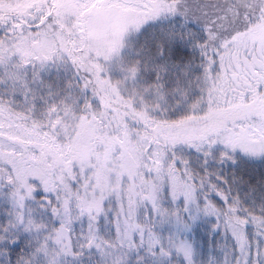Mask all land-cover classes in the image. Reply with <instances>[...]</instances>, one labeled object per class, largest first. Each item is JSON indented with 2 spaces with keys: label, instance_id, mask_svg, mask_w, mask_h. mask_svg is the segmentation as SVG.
<instances>
[{
  "label": "snow or ice",
  "instance_id": "6c2138e0",
  "mask_svg": "<svg viewBox=\"0 0 264 264\" xmlns=\"http://www.w3.org/2000/svg\"><path fill=\"white\" fill-rule=\"evenodd\" d=\"M0 264H264V0H0Z\"/></svg>",
  "mask_w": 264,
  "mask_h": 264
}]
</instances>
